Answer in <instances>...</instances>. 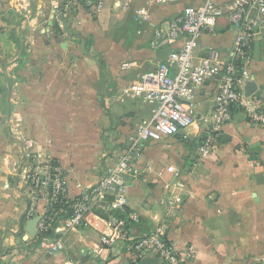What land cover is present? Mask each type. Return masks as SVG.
<instances>
[{
  "label": "crops",
  "instance_id": "obj_1",
  "mask_svg": "<svg viewBox=\"0 0 264 264\" xmlns=\"http://www.w3.org/2000/svg\"><path fill=\"white\" fill-rule=\"evenodd\" d=\"M62 1L0 0V264H133L127 244L101 246L104 213L86 214L52 254L47 247L60 233L43 238L36 225L35 235L27 234L46 199L37 197L36 213L27 216L31 189L22 146L29 140L61 166L69 199L94 184L151 115L152 106L125 89L181 44L151 49L153 31H166L169 20L198 0H106L99 12L81 5L65 10ZM12 15L19 19L14 29ZM234 36L223 17L199 44L230 55ZM255 74L264 85V30L248 59L247 76ZM215 87L210 78L196 89L197 113L210 114ZM251 105L264 110V98ZM232 112L209 155L201 154L205 125L197 120L142 143L131 158L136 173L125 183L128 210L138 216L129 223L132 233L164 225L182 264H264V126L237 107ZM172 194L182 200L168 210Z\"/></svg>",
  "mask_w": 264,
  "mask_h": 264
},
{
  "label": "built area",
  "instance_id": "obj_2",
  "mask_svg": "<svg viewBox=\"0 0 264 264\" xmlns=\"http://www.w3.org/2000/svg\"><path fill=\"white\" fill-rule=\"evenodd\" d=\"M153 1L164 3L173 0ZM105 2L62 1L65 10L72 5H81L92 12H99ZM223 17L235 27L230 55L223 54L214 46L201 47L199 44L203 35L216 33L218 22ZM261 30H264V0H227L223 3L198 0L184 6L169 20L166 31L156 28L149 41L151 49H159L178 40L181 44L170 49L153 69L141 74L125 89V94L150 104L151 115L136 127L135 133L129 137L130 145L105 166L98 180L74 199L68 198L61 166L48 156L42 158L32 143L24 140L22 159L29 164L25 172L31 189L27 216L36 213L34 201L37 197L45 198V212L38 218L37 230L43 238L50 231L61 234L49 244L48 253L63 249V235L80 226L86 214L104 213L107 232L100 238L101 246L112 247L119 242L127 244L133 264L148 255L157 258L156 264H182V259L168 243L164 225L157 224L153 230L140 236L132 233L129 223L137 221L138 216L128 210L125 183L126 176L136 173L131 158L142 143L185 130L197 120L205 125L201 154L209 155L219 143L224 126L233 119L234 107L253 124L264 126V110L251 105L252 100L244 96L241 89V78H237L238 74L247 76L252 42ZM210 78L216 81L212 111L201 115L196 110L195 92ZM168 170L176 169L170 166ZM181 200L179 194H172L166 200L168 210Z\"/></svg>",
  "mask_w": 264,
  "mask_h": 264
},
{
  "label": "water",
  "instance_id": "obj_3",
  "mask_svg": "<svg viewBox=\"0 0 264 264\" xmlns=\"http://www.w3.org/2000/svg\"><path fill=\"white\" fill-rule=\"evenodd\" d=\"M55 24V22L53 23ZM235 29V27L233 26ZM57 38V36H56ZM63 43L61 46L64 47ZM237 78H241V89L244 92V96L250 97L251 100L254 99H263L264 98V85L259 83L257 80V76L255 75H248V76H241L240 74L237 75ZM38 218H32L26 224V231L29 236H34L36 233V225H37ZM157 258L154 256H145L140 259L136 264H156Z\"/></svg>",
  "mask_w": 264,
  "mask_h": 264
},
{
  "label": "rangeland",
  "instance_id": "obj_4",
  "mask_svg": "<svg viewBox=\"0 0 264 264\" xmlns=\"http://www.w3.org/2000/svg\"><path fill=\"white\" fill-rule=\"evenodd\" d=\"M13 20L11 21V25H12V29H14L15 27H16V24H17V22H18V17L17 16H13L12 15V17H11ZM9 25H10V23H9ZM2 26V25H1ZM11 27V26H10ZM38 34H39V30H38ZM26 40H28V42L29 41H31V40H29V39H27L26 38ZM117 90V87H116V89H115V91Z\"/></svg>",
  "mask_w": 264,
  "mask_h": 264
}]
</instances>
